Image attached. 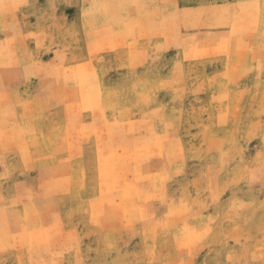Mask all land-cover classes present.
<instances>
[{
  "label": "rangeland",
  "instance_id": "rangeland-1",
  "mask_svg": "<svg viewBox=\"0 0 264 264\" xmlns=\"http://www.w3.org/2000/svg\"><path fill=\"white\" fill-rule=\"evenodd\" d=\"M0 140V264H264V0H0Z\"/></svg>",
  "mask_w": 264,
  "mask_h": 264
},
{
  "label": "bare ground",
  "instance_id": "bare-ground-1",
  "mask_svg": "<svg viewBox=\"0 0 264 264\" xmlns=\"http://www.w3.org/2000/svg\"><path fill=\"white\" fill-rule=\"evenodd\" d=\"M262 3V2H261ZM259 9V8H258ZM232 50V49H231ZM234 51V50H233ZM75 79H80V80H82V82L84 83V77H82V76H77V75H75ZM77 82V81H76ZM90 82H92V80L90 81ZM80 84V83H79ZM78 84V85H79ZM82 84V83H81ZM85 92H83V95H82V98H81V103H85V104H89V103H91V102H99V99H98V92H96V90L95 89H85L84 90ZM72 99V98H71ZM95 104V103H94ZM1 141V140H0ZM30 142V141H29ZM29 142L27 143V141H24V149H25V151H26V154L28 155V146H29ZM47 144V143H46ZM82 172V171H81ZM111 173H112V170H111ZM82 178V177H81ZM64 180V179H63ZM81 182H82V180H81ZM82 184V183H81ZM30 207V206H29ZM96 209L102 214V217L104 216V215H108V216H113V218H115L116 216H117V214H118V207H117V205H116V207L115 206H113V201H108V200H104V202L102 201V202H100L99 204H97L96 206ZM31 215H34V214H31ZM111 216H110V218H111ZM115 216V217H114ZM30 221V220H29ZM41 233H38L37 235H40ZM36 236V235H35ZM187 236V235H186ZM36 237H38V236H36ZM186 238V237H185ZM186 239H188V238H186ZM181 246V245H180ZM183 246V245H182Z\"/></svg>",
  "mask_w": 264,
  "mask_h": 264
},
{
  "label": "snow or ice",
  "instance_id": "snow-or-ice-1",
  "mask_svg": "<svg viewBox=\"0 0 264 264\" xmlns=\"http://www.w3.org/2000/svg\"><path fill=\"white\" fill-rule=\"evenodd\" d=\"M261 182L264 183V170H262Z\"/></svg>",
  "mask_w": 264,
  "mask_h": 264
}]
</instances>
